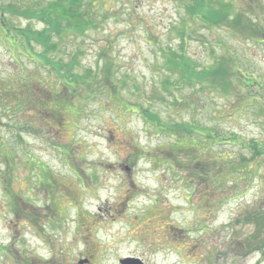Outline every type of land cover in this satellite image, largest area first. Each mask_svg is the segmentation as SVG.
<instances>
[{
    "label": "rangeland",
    "instance_id": "obj_1",
    "mask_svg": "<svg viewBox=\"0 0 264 264\" xmlns=\"http://www.w3.org/2000/svg\"><path fill=\"white\" fill-rule=\"evenodd\" d=\"M53 1L0 0V264H264V0Z\"/></svg>",
    "mask_w": 264,
    "mask_h": 264
},
{
    "label": "trees",
    "instance_id": "obj_2",
    "mask_svg": "<svg viewBox=\"0 0 264 264\" xmlns=\"http://www.w3.org/2000/svg\"><path fill=\"white\" fill-rule=\"evenodd\" d=\"M204 5L202 0H191V4L188 7V13L191 15L193 11L196 9H199L200 6ZM224 8V6L222 7ZM223 12L219 9H212L207 12V15H204L203 20L204 23L207 22V20L214 21L216 18V15L222 16ZM43 23L44 27L40 30H34V39L41 43L45 48H49L50 45H48L49 38L52 37L56 32H59L61 29V25L64 21L69 22L71 26H76L78 24V21L80 19V23L78 25H81L78 30L83 31L86 29V27L89 26L90 20L87 19V17L84 18V12L81 11V0H55L51 3H46L44 7L39 10L35 14ZM198 17H194V20ZM5 34H7V37H12L11 44L19 46L22 42L19 37H13L9 35L8 31L2 30ZM24 34H29L28 30L24 29ZM23 34V35H24ZM182 39H185L186 35V29L180 32ZM23 38V37H21ZM73 63H71L72 66ZM60 68V67H59ZM69 71V69H68ZM203 78V77H201ZM196 127V126H195ZM176 130L178 129H184V131H188L189 128L186 127H176ZM196 132H199V129L195 128ZM200 133V132H199ZM214 134V133H213ZM216 135V134H214ZM218 136V135H216ZM220 139V136H218ZM216 140V141H217ZM215 142V141H213Z\"/></svg>",
    "mask_w": 264,
    "mask_h": 264
},
{
    "label": "clouds",
    "instance_id": "obj_3",
    "mask_svg": "<svg viewBox=\"0 0 264 264\" xmlns=\"http://www.w3.org/2000/svg\"><path fill=\"white\" fill-rule=\"evenodd\" d=\"M113 159H115L113 157ZM113 197L115 196V193L112 194ZM103 199V197H102ZM93 211H95V209L93 208ZM185 227H189L188 224L184 225ZM141 252L143 253V259L145 260V264H159L158 260H157V253L154 252L152 249L150 248H141Z\"/></svg>",
    "mask_w": 264,
    "mask_h": 264
},
{
    "label": "water",
    "instance_id": "obj_4",
    "mask_svg": "<svg viewBox=\"0 0 264 264\" xmlns=\"http://www.w3.org/2000/svg\"><path fill=\"white\" fill-rule=\"evenodd\" d=\"M132 260L130 259H123V260H120V264H129Z\"/></svg>",
    "mask_w": 264,
    "mask_h": 264
},
{
    "label": "bare ground",
    "instance_id": "obj_5",
    "mask_svg": "<svg viewBox=\"0 0 264 264\" xmlns=\"http://www.w3.org/2000/svg\"><path fill=\"white\" fill-rule=\"evenodd\" d=\"M121 219V218H120ZM122 220V219H121ZM135 231V230H134ZM132 235H130V237H131ZM188 263H191V260L190 259H187L186 260Z\"/></svg>",
    "mask_w": 264,
    "mask_h": 264
}]
</instances>
